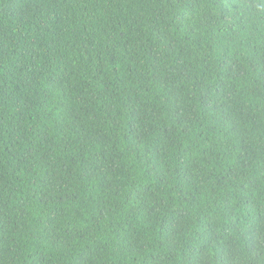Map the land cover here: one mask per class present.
<instances>
[{
    "label": "trees",
    "instance_id": "16d2710c",
    "mask_svg": "<svg viewBox=\"0 0 264 264\" xmlns=\"http://www.w3.org/2000/svg\"><path fill=\"white\" fill-rule=\"evenodd\" d=\"M0 264H264V0H0Z\"/></svg>",
    "mask_w": 264,
    "mask_h": 264
}]
</instances>
